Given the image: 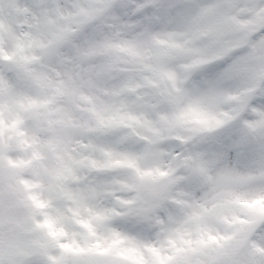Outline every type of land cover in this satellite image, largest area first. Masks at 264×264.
Returning a JSON list of instances; mask_svg holds the SVG:
<instances>
[{"label": "snow or ice", "instance_id": "1", "mask_svg": "<svg viewBox=\"0 0 264 264\" xmlns=\"http://www.w3.org/2000/svg\"><path fill=\"white\" fill-rule=\"evenodd\" d=\"M0 264H264V0H0Z\"/></svg>", "mask_w": 264, "mask_h": 264}, {"label": "clouds", "instance_id": "2", "mask_svg": "<svg viewBox=\"0 0 264 264\" xmlns=\"http://www.w3.org/2000/svg\"><path fill=\"white\" fill-rule=\"evenodd\" d=\"M188 87V96H187V101L194 100L196 98V91H195V86L192 83H189ZM231 105H223V108L227 110L230 108ZM192 127V125H189L187 128H180L177 129L175 132L168 134V138H166L162 142V151L164 155L160 158L159 163L163 166L169 162H174V163H179V161L189 153L190 149L192 148L193 141H188L187 143L181 142L180 140L174 139L172 137L175 136H183L187 137L191 135L190 131L188 128ZM153 162L151 161H145L143 162V166L145 167H150L152 166ZM184 172L183 168H179L177 170V175H182ZM113 176L118 179V180H128L130 174L127 173L126 171H121L114 173ZM113 187L116 189L114 195H119V196H128L130 195L127 192H124L121 190V186L119 184L113 185ZM177 190H179V186H174L171 194L175 195ZM170 206V205H169Z\"/></svg>", "mask_w": 264, "mask_h": 264}]
</instances>
